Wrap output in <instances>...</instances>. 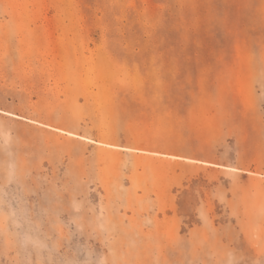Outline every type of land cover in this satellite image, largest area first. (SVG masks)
Here are the masks:
<instances>
[{"label":"rangeland","instance_id":"obj_1","mask_svg":"<svg viewBox=\"0 0 264 264\" xmlns=\"http://www.w3.org/2000/svg\"><path fill=\"white\" fill-rule=\"evenodd\" d=\"M0 264H264V0H0Z\"/></svg>","mask_w":264,"mask_h":264}]
</instances>
